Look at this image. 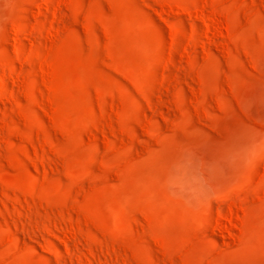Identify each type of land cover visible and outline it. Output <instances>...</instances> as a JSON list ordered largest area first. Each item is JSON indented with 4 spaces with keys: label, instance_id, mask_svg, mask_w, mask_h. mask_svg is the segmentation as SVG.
Wrapping results in <instances>:
<instances>
[{
    "label": "rangeland",
    "instance_id": "obj_1",
    "mask_svg": "<svg viewBox=\"0 0 264 264\" xmlns=\"http://www.w3.org/2000/svg\"><path fill=\"white\" fill-rule=\"evenodd\" d=\"M0 264H264V0H0Z\"/></svg>",
    "mask_w": 264,
    "mask_h": 264
}]
</instances>
